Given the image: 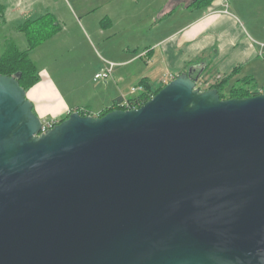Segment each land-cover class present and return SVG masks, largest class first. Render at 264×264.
<instances>
[{"label":"water","instance_id":"1","mask_svg":"<svg viewBox=\"0 0 264 264\" xmlns=\"http://www.w3.org/2000/svg\"><path fill=\"white\" fill-rule=\"evenodd\" d=\"M195 72L43 134L0 75V264H264V94Z\"/></svg>","mask_w":264,"mask_h":264},{"label":"crops","instance_id":"2","mask_svg":"<svg viewBox=\"0 0 264 264\" xmlns=\"http://www.w3.org/2000/svg\"><path fill=\"white\" fill-rule=\"evenodd\" d=\"M94 1H92L90 9L78 7L77 13L81 12L80 15L82 17H76V20L80 23L82 19H87L90 15L99 16L98 27L100 35H104L105 31H111L114 28L116 10L125 14L124 11L128 6L132 4L137 6L138 2L141 9L150 14L156 12L160 17L156 21L152 19L154 24L152 23L151 28L148 29L145 35L151 47L140 53L138 55L139 58L135 57L136 54L129 52L128 55L132 56L126 55L125 61L115 64L109 63V65H114L111 80L116 88L112 96L106 99L105 103L101 102L100 109L94 111L95 113H92L91 111L93 110L88 108L92 116H98L116 98L128 100L137 95V93H132V97H129L118 84H115L114 80L122 83L126 77L116 70L132 65L138 60H145L144 64L146 65V71L141 73L140 78H146L152 86L158 87L170 82L182 71H187L190 67L194 68L195 73L201 72L198 81L204 78L207 79L210 73H214L216 78L224 77L236 68H238L237 75L231 81L251 77L250 75L253 72L248 66L256 63L258 58L263 56L260 50V46H262L260 45V39L256 36H245L243 28L239 25L241 22L235 19L231 11L228 10V7L233 11L234 8L228 5L229 2L227 0H213L209 6L200 9L194 8L196 10H191L193 7H189L193 0ZM45 2L46 0H41L39 3L36 0H0V28L8 29L11 27L9 30L10 35H7L10 39L4 36L1 40L2 45L13 43L19 50L25 51L27 49L25 37L23 36L24 39H22L14 32L20 33L16 30V27L27 20H34L30 16L37 11L39 12L38 17L47 13L52 14L59 28L61 27L65 30L64 21L58 17V13L55 11L56 8H50L51 2L40 6V3ZM140 2H143V4L141 5ZM45 8L51 11H44ZM178 14L182 15L179 20L175 18V15ZM242 26H245L244 23ZM42 47H38L39 52ZM37 54L38 52L35 50L30 52V58L36 68L37 65L33 60V56L38 58L39 54ZM99 64L101 63L98 62ZM109 65L108 63L107 65H99V70L95 74L109 68ZM37 71L39 73V81L26 91V96L33 105L34 113L42 122L44 120L58 122L71 111L79 108L74 105L76 103H72V98L69 96L68 92L69 90L71 91L69 80H61L57 75L53 77L46 68L39 70L37 68ZM73 76L75 80V77H79L80 86L84 87L83 69L80 74ZM158 79V84L153 85V82ZM93 81L95 82L94 77ZM107 82L108 80L100 82V89L103 92Z\"/></svg>","mask_w":264,"mask_h":264},{"label":"rangeland","instance_id":"3","mask_svg":"<svg viewBox=\"0 0 264 264\" xmlns=\"http://www.w3.org/2000/svg\"><path fill=\"white\" fill-rule=\"evenodd\" d=\"M36 1L38 3L41 2V0ZM92 1L94 0H46L45 3H40L41 6L51 2L50 8H56L55 11L58 13V17L64 21L65 30L60 27L61 31H57L49 40L40 45L43 46L40 52L38 51V47L40 46H38L35 49L39 54H37L38 58L33 56V60L38 70L46 68L53 77L57 75L61 80H69L71 83V91L69 90L68 93L72 98V103H76L74 105L79 108H91L93 110L91 112L95 113L94 111L100 109L101 102L105 103L106 99L112 96L116 88L111 78L106 83L104 92L100 89V82L103 81H93L95 72L99 70V65H107V63L109 65V63L115 64L123 60L125 61L126 55L129 52L136 54L135 57L139 58L138 55L140 53L151 47L145 35L148 29L151 28L150 26L153 23L152 19L156 21L160 15L156 14V12L154 14L146 12L140 8L138 2L139 6L134 4L128 6L124 11L125 14L116 10L114 14V28L111 31H105L104 35H100L98 27L99 16L90 15L87 19H82L80 23L76 20V17H82L80 15L81 12L77 13L78 7L81 9H90ZM227 1L229 2L228 5L234 8V11L230 7H228V10L231 11L235 19L241 22L239 25L243 28L245 36H256L260 39V45H262L260 46V50L263 56L258 58L256 63L248 67L253 72L250 75V78L253 79L251 81V87L260 91V93H264V0ZM140 4L142 5L143 2H140ZM191 10L196 9L191 8ZM44 11L51 10L45 8ZM38 13L37 11L30 17L35 19L38 17ZM181 16V14H178L175 15V18L179 20ZM243 23L245 25L244 27L242 26ZM10 29L11 27L8 29L0 28V55L4 53L7 46V44L2 45L1 40L4 36L7 37V35H10ZM14 34L24 39L23 34L15 32ZM111 34L112 36H110ZM7 38L10 39L9 37ZM128 56L132 55L129 54ZM98 62L101 64L98 65ZM144 62L145 60H138L134 64L125 66L124 68H115L117 69L116 71H120V74H124L126 78L122 83L117 82V80H114V82L129 97H132L131 89L138 84V81L141 79V73L146 71ZM116 67L118 66L116 65ZM82 69L84 87L80 86L81 82L79 77H75L77 81L73 79V75L76 74L77 76ZM159 79L154 81L153 85H157ZM204 79L198 81L196 84L197 87L201 86V90L212 86L221 80L222 77L216 78L214 73H210L209 77ZM234 81H231L230 84Z\"/></svg>","mask_w":264,"mask_h":264},{"label":"trees","instance_id":"4","mask_svg":"<svg viewBox=\"0 0 264 264\" xmlns=\"http://www.w3.org/2000/svg\"><path fill=\"white\" fill-rule=\"evenodd\" d=\"M212 1L213 0H193L189 7L196 9L204 8L209 6ZM16 30L24 35L27 42V50L21 51L13 43L8 44L4 53L0 55V75L12 77L16 74H20L18 79L19 85L25 91H28L39 81V73L35 64L30 59V52L35 50L43 42L49 40L57 31H60V28L56 23L54 16L47 13L37 19L27 20L21 23L16 27ZM187 71L185 70L181 73ZM237 71L238 68L234 69L230 74L222 77L221 80L203 90H217L220 100L243 99L264 94L251 87V81L253 79L250 77L237 79L230 84L233 77L237 75ZM200 75L201 72L194 74V76L199 77ZM137 86L142 87V91L138 92L135 97L129 98L128 102L137 105V108H139L155 96L165 84L160 87H154L146 78H143L138 82ZM200 87L201 86H198L201 90ZM122 100L123 98H116L113 100L112 104L103 109L98 116L103 117L107 113L115 110L125 111L126 108L121 105ZM74 111L78 112L81 116L91 115L88 108H77ZM74 111H71L70 113ZM69 114L59 120L58 123L67 119Z\"/></svg>","mask_w":264,"mask_h":264},{"label":"built area","instance_id":"5","mask_svg":"<svg viewBox=\"0 0 264 264\" xmlns=\"http://www.w3.org/2000/svg\"><path fill=\"white\" fill-rule=\"evenodd\" d=\"M113 68H114V65L110 64L109 68H107V69H105L103 71H100L97 74H95L94 75V80L95 81L106 82L107 80H109L112 77V69ZM196 88H197V86H196ZM140 91H142V87H140V86H137V87H134V88L131 89V93H138ZM121 105L124 106L126 108V110L137 109V105L130 104L127 99H123ZM56 124H58V122H55V121H43L40 134L45 133L46 131L51 129Z\"/></svg>","mask_w":264,"mask_h":264},{"label":"bare ground","instance_id":"6","mask_svg":"<svg viewBox=\"0 0 264 264\" xmlns=\"http://www.w3.org/2000/svg\"><path fill=\"white\" fill-rule=\"evenodd\" d=\"M41 131V130H40Z\"/></svg>","mask_w":264,"mask_h":264}]
</instances>
